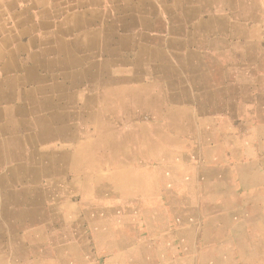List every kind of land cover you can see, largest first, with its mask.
Segmentation results:
<instances>
[{
	"label": "crops",
	"instance_id": "1",
	"mask_svg": "<svg viewBox=\"0 0 264 264\" xmlns=\"http://www.w3.org/2000/svg\"><path fill=\"white\" fill-rule=\"evenodd\" d=\"M0 264H264V0H0Z\"/></svg>",
	"mask_w": 264,
	"mask_h": 264
},
{
	"label": "bare ground",
	"instance_id": "2",
	"mask_svg": "<svg viewBox=\"0 0 264 264\" xmlns=\"http://www.w3.org/2000/svg\"><path fill=\"white\" fill-rule=\"evenodd\" d=\"M121 7V6H120ZM117 9V8H116ZM118 10V9H117ZM9 11V10H8ZM116 11V10H115ZM52 36V35H51ZM71 38V37H70ZM71 40V39H70ZM82 41V40H81ZM88 41V40H87ZM65 42V41H64ZM82 43V42H81ZM67 44V43H66ZM62 46V45H61ZM68 46V45H67ZM75 46H76V44H75ZM67 50V49H66ZM70 50V49H69ZM108 50V49H107ZM41 53H42V51H41ZM72 53V52H71ZM43 54V53H42ZM39 55V54H38ZM45 55V54H44ZM65 55V54H64ZM47 57V56H46ZM49 57V56H48ZM47 57V58H48ZM62 58V57H61ZM76 59V58H75ZM40 60V59H39ZM46 60V59H45ZM80 60V59H79ZM75 61V60H74ZM77 61V60H76ZM39 63H41V62H38V64ZM50 63V62H49ZM70 63V62H69ZM72 63V62H71ZM81 63V62H80ZM35 64V63H34ZM48 64V63H47ZM51 64V63H50ZM73 64H75V63H73ZM39 66V65H38ZM51 66V65H50ZM93 66V65H92ZM91 66V67H92ZM47 67V66H46ZM53 67V66H52ZM54 68V67H53ZM68 68V67H67ZM83 68V67H82ZM90 68V67H89ZM84 70V69H83ZM92 70V69H91ZM47 71H49V70H47ZM76 71V70H75ZM33 72H34V70H33ZM67 72V71H66ZM77 72V71H76ZM94 72V71H93ZM30 73V72H29ZM83 73H85V71H83ZM87 73V72H86ZM73 75H74V73H73ZM92 75V74H91ZM38 77V76H37ZM62 78H64V77H62ZM39 79V78H38ZM37 79V80H38ZM43 79V78H42ZM66 79V78H65ZM91 80V79H90ZM87 89L88 90H96L97 88H96V84H97V82H95V81H89V82H87ZM44 88H46V87H44ZM83 90V89H82ZM45 91V90H44ZM48 91V90H47ZM43 92V91H42ZM28 95V94H27ZM32 96V95H31ZM51 96V95H50ZM80 96V95H79ZM49 97V96H48ZM30 98V97H29ZM51 98V97H50ZM31 100V99H30ZM44 100V99H43ZM48 100V99H47ZM40 101V100H39ZM52 101V100H51ZM27 102V101H26ZM30 102H32V101H30ZM43 102V101H42ZM41 102V103H42ZM50 103V102H49ZM139 103V102H138ZM37 104V103H36ZM24 105V104H23ZM50 105V104H49ZM25 106H26V104H25ZM28 106H30V105H28ZM37 114H38V112H37ZM33 117V116H32ZM31 119V118H30ZM34 119V118H33ZM79 120V119H78ZM22 124V123H21ZM40 127H42V126H40ZM110 129V128H109ZM8 130V129H7ZM120 131V130H119ZM105 133V132H104ZM118 132H116V134H117ZM121 133V132H120ZM45 135H46V133H45ZM44 135V136H45ZM98 137V136H97ZM41 138V137H40ZM44 138V137H43ZM116 138V137H115ZM89 140H90V138H89ZM106 140V139H105ZM117 141V140H116ZM83 142V141H82ZM85 142V141H84ZM87 143V142H86ZM90 143V142H89ZM106 143V142H105ZM104 143V144H105ZM117 143V142H116ZM88 144V143H87ZM101 146V145H100ZM76 147V146H75ZM78 147V146H77ZM106 146H104V148H105ZM116 147V146H115ZM62 148V147H61ZM82 148V147H81ZM89 148V147H88ZM30 149V148H29ZM119 149V148H118ZM88 150V149H87ZM80 151V150H79ZM89 152V151H88ZM91 152V151H90ZM36 153V152H35ZM74 153V152H73ZM77 154H78V152H77ZM88 154V153H87ZM120 154H121V151H120ZM75 155V154H74ZM73 155V156H74ZM79 155V154H78ZM89 155V154H88ZM83 156V155H82ZM115 156V155H114ZM67 157V156H66ZM42 158V157H41ZM73 160V159H72ZM64 161H65V159H64ZM80 161V160H79ZM86 163H88V162H86ZM77 164V163H76ZM45 168H46V166H44ZM86 168H87V166H86ZM88 172V171H87ZM87 172H85V173H87ZM92 172V171H91ZM122 173H120V175H121ZM88 178H89V176H88ZM87 178V179H88ZM102 180V179H101ZM80 181V180H79ZM86 181V180H85ZM85 181H84V183H85ZM90 181H91V179H90ZM106 182V181H105ZM107 183V182H106ZM87 186H88V184H87ZM98 186V185H97ZM88 189H89V187H88ZM76 192H77V190H76ZM87 193V192H86ZM87 200V199H86ZM84 201V200H83Z\"/></svg>",
	"mask_w": 264,
	"mask_h": 264
}]
</instances>
